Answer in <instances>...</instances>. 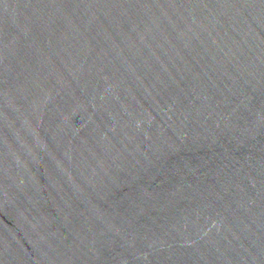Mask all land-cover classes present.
I'll return each mask as SVG.
<instances>
[{"label":"water","instance_id":"95a60500","mask_svg":"<svg viewBox=\"0 0 264 264\" xmlns=\"http://www.w3.org/2000/svg\"><path fill=\"white\" fill-rule=\"evenodd\" d=\"M0 264H264V0H0Z\"/></svg>","mask_w":264,"mask_h":264}]
</instances>
